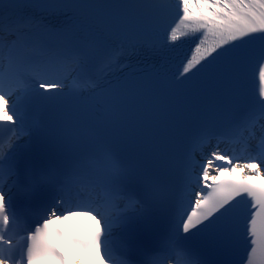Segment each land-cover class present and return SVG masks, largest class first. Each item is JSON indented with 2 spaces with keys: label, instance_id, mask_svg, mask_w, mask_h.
Masks as SVG:
<instances>
[{
  "label": "snow or ice",
  "instance_id": "6c2138e0",
  "mask_svg": "<svg viewBox=\"0 0 264 264\" xmlns=\"http://www.w3.org/2000/svg\"><path fill=\"white\" fill-rule=\"evenodd\" d=\"M45 3L52 9L72 7L107 10L111 13L112 22L117 27L126 29L150 26L153 18L162 11L165 0H45ZM175 3L179 9V24L170 30L168 40L176 42L188 32L199 33L203 37L195 48V54L183 67L178 83L208 56H212V60H221L223 66V71L210 89L221 87L234 78L244 64L254 61L257 64L260 89L257 103L264 114V0H175ZM5 30L6 26L0 19V124L15 125L23 117L9 108V99L2 88L3 78L5 73L19 75L26 66L32 65V61L28 56L19 54L13 45L4 43ZM238 41L239 45L236 44ZM213 53L216 55L213 56ZM4 60L8 61L7 65L2 63ZM82 64L81 54L50 50L38 64L31 67L34 91L45 100L58 99L65 85L62 79L53 78L50 70L62 66L74 72L81 70ZM174 92L173 99L176 103H181L180 90L174 89ZM153 98L142 88H129L118 94L103 96L100 102L119 112H125L138 111L151 104ZM217 161L222 163L217 164ZM4 163L10 169H14L16 165L15 160ZM261 163H264V143L259 145V155L243 164L238 161L233 163L232 157L221 154L219 150L212 151L202 164L198 176L201 188L195 194L193 206L182 218V233L188 234L201 225L205 229H213L216 246L221 252L227 253L231 238L228 213L232 202L238 197L246 196L251 198L253 207L264 208V169L261 168ZM132 182V172L113 161L111 174L104 180L110 195L132 201L135 195L129 187ZM150 189L155 194L157 186L153 184ZM57 203L63 204L64 201L59 198ZM14 208L12 197L0 189V264H69L67 256L60 250L61 245L79 253L77 264H96L97 260L99 264H108L105 243L107 234L111 231V222L102 211V206L81 205L59 214L52 208L42 221L28 231L24 244L19 247L14 243L11 235L13 230L10 228ZM77 218L94 220L96 227L78 226L75 231L68 233L56 224L58 220ZM125 219L130 223L136 217L129 216ZM255 225L253 213L250 233H255ZM261 232L264 233V225L261 226ZM252 243L255 244L256 241L253 240ZM252 251L255 253L256 248ZM157 254L172 261H176L178 254L195 257L187 264H204L182 242L163 244Z\"/></svg>",
  "mask_w": 264,
  "mask_h": 264
}]
</instances>
